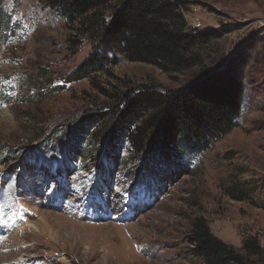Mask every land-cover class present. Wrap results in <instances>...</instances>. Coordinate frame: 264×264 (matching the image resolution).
<instances>
[{"label": "rangeland", "instance_id": "374dc122", "mask_svg": "<svg viewBox=\"0 0 264 264\" xmlns=\"http://www.w3.org/2000/svg\"><path fill=\"white\" fill-rule=\"evenodd\" d=\"M185 2L189 29L223 33L198 59L212 73L230 62L243 97L227 134L162 164L125 144L113 159L96 156L90 138L68 152L66 131L103 105L100 89L174 90L200 71L118 55L106 72L66 85L90 41L43 0H0V264H205L188 244L196 219L225 245L255 239L264 250V0ZM224 80H215L221 93ZM24 214L40 230H27Z\"/></svg>", "mask_w": 264, "mask_h": 264}, {"label": "trees", "instance_id": "16d2710c", "mask_svg": "<svg viewBox=\"0 0 264 264\" xmlns=\"http://www.w3.org/2000/svg\"><path fill=\"white\" fill-rule=\"evenodd\" d=\"M43 1L68 23L76 24L77 37L89 40L93 47L81 66L65 77L66 85L106 72L118 62V55L164 72L200 71L187 85L174 90L124 83L111 93L99 88L106 101L66 131V151L74 153L90 138L96 156L113 159L125 144L130 152H149L169 164L174 155L204 152L234 128L243 97L236 71L226 62L223 73H216L222 65H216L212 73L195 53L223 33L189 29L183 16L185 0ZM221 76L226 83L224 93L215 82ZM188 244L192 255L205 264H259L264 256L255 239L246 240L239 250L225 245L209 234L202 219L192 223Z\"/></svg>", "mask_w": 264, "mask_h": 264}, {"label": "bare ground", "instance_id": "6f19581e", "mask_svg": "<svg viewBox=\"0 0 264 264\" xmlns=\"http://www.w3.org/2000/svg\"><path fill=\"white\" fill-rule=\"evenodd\" d=\"M40 215V214H39ZM34 216V215H33ZM25 219L23 220L24 221V227L27 229V230H31V231H36V230H40V226L39 224H37V222L35 220H32V217H28L26 214L24 215ZM3 234H5V230L4 229H1L0 228V235H1V238H5V236H3ZM1 248V247H0ZM1 263V262H0ZM2 264H15V262L13 260H8L7 263H2Z\"/></svg>", "mask_w": 264, "mask_h": 264}]
</instances>
